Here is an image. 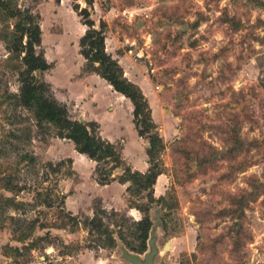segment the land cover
Wrapping results in <instances>:
<instances>
[{
	"label": "rangeland",
	"instance_id": "1",
	"mask_svg": "<svg viewBox=\"0 0 264 264\" xmlns=\"http://www.w3.org/2000/svg\"><path fill=\"white\" fill-rule=\"evenodd\" d=\"M10 3L39 14L50 68L36 73L69 101L72 118L95 121L100 131L89 117H107L110 102L105 83L84 80L95 71L80 52L82 7L173 114L179 132L158 154L165 189L152 188L164 200L148 210L153 223L161 219L153 264H264V0ZM12 40L13 19L0 8V264H131L126 245L103 246L85 218L98 207L140 218L129 203L146 197L118 190L116 200L103 201L91 184L95 161L75 170L70 139L53 125L38 127L16 102L23 64L7 46ZM26 152L34 160L21 157ZM48 161L61 163L53 170ZM115 219L104 217L110 227Z\"/></svg>",
	"mask_w": 264,
	"mask_h": 264
},
{
	"label": "trees",
	"instance_id": "2",
	"mask_svg": "<svg viewBox=\"0 0 264 264\" xmlns=\"http://www.w3.org/2000/svg\"><path fill=\"white\" fill-rule=\"evenodd\" d=\"M0 8L13 19V40L7 41V46L20 52L23 64L18 72L19 87L15 95L16 102L32 110L38 127L46 128L48 125H53L58 136L69 138L76 150L94 160L96 180L99 183L105 184L117 179L122 183L127 182L125 189L130 196L144 194L146 197L145 201H138L135 197L129 203L131 207L142 213L140 218H131L128 221L126 215L115 209L108 211L98 207L94 209L92 216L85 218L86 226L89 231L96 232L103 246L114 245L117 239H120L128 249L144 252L147 249L149 230L153 223L148 210L151 203L164 200L163 195L155 197L152 190L157 175L163 171L158 154L164 147V142L151 117L150 106L141 87L124 75L118 60L107 52L104 23L101 21L96 27L86 7L78 10L83 18L82 22L87 25L85 32L79 37L80 52L88 61L92 71L98 73L132 102L134 125L138 134L148 140L146 153L149 166L144 172L133 169L126 163L121 154V146L101 136L95 121L72 118L67 104L58 100L52 93L49 82L36 73L50 68V62L41 48L42 30L39 14L27 7L13 6L10 0H0ZM21 157L30 160L35 158L27 152ZM60 163V161L56 164L47 162L53 170L58 169L57 165ZM117 167H122L123 171L119 175H113ZM17 202L19 203L15 201V204ZM107 215L116 217L115 227H110L104 221Z\"/></svg>",
	"mask_w": 264,
	"mask_h": 264
},
{
	"label": "crops",
	"instance_id": "3",
	"mask_svg": "<svg viewBox=\"0 0 264 264\" xmlns=\"http://www.w3.org/2000/svg\"><path fill=\"white\" fill-rule=\"evenodd\" d=\"M86 28L87 25L80 22L78 28L79 36H81L85 32ZM108 31L109 30L105 31V48L107 52H109L114 58L118 60V62L122 66L124 75L141 87L148 100V104L150 106L151 111V117L158 126V131L163 139V142H165V144L167 145V143L171 141L172 138L179 132L176 120L172 116L173 114H171V112L164 111L162 109V106L156 102L154 97L155 91L152 87L153 85L151 83V80L147 76L145 77L143 74H136V72L134 71L136 67L132 70L131 64H128L131 62H129V60L126 58V54L120 53L113 45L109 46L110 37L108 35ZM84 80L97 81V83L101 86L105 83V86L107 87V91L109 94L108 101H110L109 105L107 106L109 108L107 117H95L93 115L89 117L96 120L100 124L99 133L101 134V136L113 142H118L120 140L122 142V156L126 160V163L130 165L133 169H137L142 172L146 171L149 166L148 155L146 153L148 140L146 137L139 135L137 132V129L133 122V104L130 99L121 92L115 90L110 83H108L103 77H101L96 72H91L84 75ZM62 100L69 104V101H66L65 98ZM107 126L109 127V129H106ZM67 143L70 144V147L69 151L66 154L72 158V164L75 170H79L78 168L80 166L78 167V162H94V160L89 158L86 154L76 150L74 147V143L71 140ZM52 156H54L52 158H61V156L65 155L53 153ZM115 169L116 170H114L113 175L119 174L123 171V168L121 167H117ZM166 175L167 174L164 171L157 175L153 184L155 195L163 193L165 189V182L168 178ZM91 184L95 190L97 189V191H99L98 194L100 195V197H102V200L107 202L109 200H116L117 194L119 192L118 190L126 191L125 187L127 185V182L122 183L114 179L109 183L100 184L95 179H93ZM156 190H158V193L156 192ZM72 196L73 194H68L66 197V204L69 209L73 208V204H71L70 202V198ZM113 206L114 208H117L116 205Z\"/></svg>",
	"mask_w": 264,
	"mask_h": 264
},
{
	"label": "water",
	"instance_id": "4",
	"mask_svg": "<svg viewBox=\"0 0 264 264\" xmlns=\"http://www.w3.org/2000/svg\"><path fill=\"white\" fill-rule=\"evenodd\" d=\"M160 222H161V219L159 217H156L155 222L152 223L150 230H149V237L147 239V250L143 252V255H141L140 252L132 251L126 247H123L122 249L123 256L128 261H130L131 264H153L154 263V256L158 252V246L156 244L155 229L159 225ZM165 245H168V242L165 243Z\"/></svg>",
	"mask_w": 264,
	"mask_h": 264
}]
</instances>
